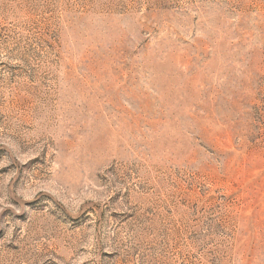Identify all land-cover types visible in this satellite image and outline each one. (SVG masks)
I'll list each match as a JSON object with an SVG mask.
<instances>
[{"label":"rangeland","instance_id":"1","mask_svg":"<svg viewBox=\"0 0 264 264\" xmlns=\"http://www.w3.org/2000/svg\"><path fill=\"white\" fill-rule=\"evenodd\" d=\"M0 264H264V0H0Z\"/></svg>","mask_w":264,"mask_h":264}]
</instances>
